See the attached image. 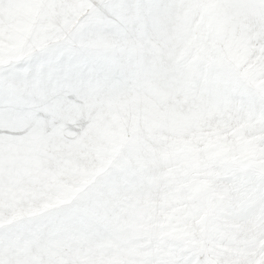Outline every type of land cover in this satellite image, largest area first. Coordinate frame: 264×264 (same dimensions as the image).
<instances>
[{
  "label": "snow or ice",
  "instance_id": "6c2138e0",
  "mask_svg": "<svg viewBox=\"0 0 264 264\" xmlns=\"http://www.w3.org/2000/svg\"><path fill=\"white\" fill-rule=\"evenodd\" d=\"M0 264H264V0H0Z\"/></svg>",
  "mask_w": 264,
  "mask_h": 264
}]
</instances>
